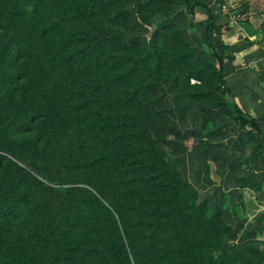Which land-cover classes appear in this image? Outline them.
Wrapping results in <instances>:
<instances>
[{
  "label": "trees",
  "instance_id": "16d2710c",
  "mask_svg": "<svg viewBox=\"0 0 264 264\" xmlns=\"http://www.w3.org/2000/svg\"><path fill=\"white\" fill-rule=\"evenodd\" d=\"M118 1L0 0V264H162L177 256L200 264L198 249L226 226L217 214L201 220L205 235L192 228L206 201L194 199L197 191L156 145L146 120L127 111L142 87L114 98L148 64L146 56H116L122 37L93 22ZM187 2L192 12L208 10V35L235 26L217 23L202 0ZM139 19L150 24L141 10ZM261 30L264 37V20ZM211 50L218 68L200 60V83L185 86L203 111L220 107L242 128L258 127L227 98L224 56ZM102 64L106 73L91 71ZM206 123L204 132L220 133ZM241 162L252 163L251 156ZM184 192L189 206L180 213ZM238 205L234 211L244 210L242 199ZM25 207L33 224L15 229ZM263 232L264 224L244 230L220 264H264ZM166 234L170 243L159 247Z\"/></svg>",
  "mask_w": 264,
  "mask_h": 264
},
{
  "label": "rangeland",
  "instance_id": "374dc122",
  "mask_svg": "<svg viewBox=\"0 0 264 264\" xmlns=\"http://www.w3.org/2000/svg\"><path fill=\"white\" fill-rule=\"evenodd\" d=\"M216 1L225 10L227 18H236L248 23L250 5L245 3V0ZM257 1L253 0L251 8H255ZM142 4H145V7H142ZM140 10L148 16L150 24L140 21ZM115 14L119 15L118 20L114 19ZM93 22L102 29L122 37L125 47L113 50L116 56L129 54L147 57L148 64L143 65L138 75L119 86L114 91V98L125 97L127 96L125 91L132 92L142 87L138 93V101H132L127 111L146 120L156 145L165 151L166 157L172 161L176 169L178 165L190 168L189 176L182 175L197 191L193 189L194 199L198 198L201 191L209 194V198L204 201L205 208L194 215L191 226L205 235L201 220L214 219L217 214L221 216L226 226L222 227L219 237H214V240L212 236V243L199 248L197 253L200 264H220L225 246L238 242L241 236L239 222L245 213L241 207L236 211L233 208L234 204L239 206L242 199L240 192L237 189L234 192L223 190L225 173H221V176L212 175L214 162L205 160V165L209 166V174L207 173L209 177L205 172L200 174L196 167L192 168L196 152L191 149V135L188 129L203 130L204 119L207 120L206 129H210L211 125L210 120L202 115L208 110L201 109L198 101L192 97L194 91L185 85L200 83L196 77L197 74H201L204 67L200 60L211 58L216 68L219 66L217 58L211 55L212 50L203 44L205 32L200 26L201 21L195 19L187 0H119L109 14L100 15ZM204 48H208L209 51ZM108 67L107 64L97 65L91 71H94V74L106 73ZM122 67L123 63L119 61L115 69ZM220 164L223 166V163ZM218 167L222 170L220 165ZM233 169L240 172L238 162ZM213 184L215 186L212 187ZM178 200L176 204L182 213L183 208L189 206L188 193L184 192ZM169 215H175L178 217L177 220L183 216L175 213ZM32 224L33 216L29 215L26 207L13 219L15 229L20 227L25 231ZM169 235L162 237L163 239L158 242L159 247L170 243ZM162 264H193V261L189 257L177 256L166 258Z\"/></svg>",
  "mask_w": 264,
  "mask_h": 264
},
{
  "label": "crops",
  "instance_id": "0c3cea01",
  "mask_svg": "<svg viewBox=\"0 0 264 264\" xmlns=\"http://www.w3.org/2000/svg\"><path fill=\"white\" fill-rule=\"evenodd\" d=\"M202 1L210 6L217 23L229 20L235 23L229 31L220 33L215 30L208 35L206 32L208 10L199 6L193 12L195 19L201 21L200 26L205 32L204 46L214 48L224 56L227 98L235 100L244 111L254 117L258 127L242 128L239 123L226 116L220 107L209 108L202 115L210 120L211 130L221 131L209 133L199 129H188L191 135V149L196 152V159L191 158L194 160L192 168L196 167L200 174L204 172L209 174V166L205 165L207 160L214 162L212 175L221 176V173H225L223 190L234 192L237 189L242 194L245 213V219L239 222L242 232L244 230L254 232L264 224V37L261 30L264 0H258L254 9L251 8L253 0H245V3L250 5L248 23L236 18H227L225 10L216 0ZM208 48L204 49L209 51ZM197 127L199 128V125ZM258 143H261L262 149L257 147ZM249 156L252 163L241 162V158ZM237 162L240 172L233 169ZM220 163H223V166ZM219 165L222 170L219 169ZM189 169L178 165V170L185 176L191 174ZM243 182L246 183L245 186H242ZM259 238L264 239V232Z\"/></svg>",
  "mask_w": 264,
  "mask_h": 264
},
{
  "label": "water",
  "instance_id": "95a60500",
  "mask_svg": "<svg viewBox=\"0 0 264 264\" xmlns=\"http://www.w3.org/2000/svg\"><path fill=\"white\" fill-rule=\"evenodd\" d=\"M207 196H208V194H207L206 191H201L199 193V196H198V199H197V203L198 204H202L206 200Z\"/></svg>",
  "mask_w": 264,
  "mask_h": 264
}]
</instances>
